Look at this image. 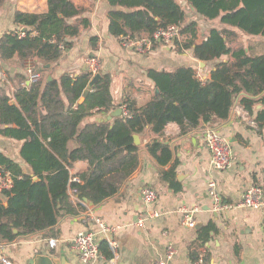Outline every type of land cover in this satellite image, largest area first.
<instances>
[{"label":"trees","instance_id":"obj_1","mask_svg":"<svg viewBox=\"0 0 264 264\" xmlns=\"http://www.w3.org/2000/svg\"><path fill=\"white\" fill-rule=\"evenodd\" d=\"M185 1L208 22L218 21L247 36L264 37V0ZM108 2L120 8L110 12L114 37L139 39L177 25L181 29V39L175 43L179 52L191 51L199 61L219 63L206 82L190 67L173 72L149 70L148 77L159 93L155 92L142 108L132 101L124 102L127 115L116 118L113 126L93 122L82 127L92 110L109 113L115 108L110 77L104 82L100 78L80 104L94 78L89 71L76 78L65 74L59 81L43 80L18 89L14 96L0 90V135L24 141L21 154L33 169V176L26 174L19 164L0 153V166L13 178L12 188L0 195V242L12 243L48 230L57 225L62 212L78 215L84 211L85 200L100 205L114 197L139 167L134 136L147 126L156 134L163 133L168 123L183 129L185 125L189 129L203 124L212 127L230 117L239 96L240 105L251 115L258 105H264V54L248 53L244 47L234 49L230 42L236 34L231 30L213 26L200 41L198 24L187 23L177 0ZM47 3L46 14L16 12L15 22L24 27L26 37L20 38L15 31L4 34L0 38L1 61L18 57L22 63L33 61L36 68L48 71V65L57 63L63 52L73 47L81 30L89 28L86 19L69 22L82 14L71 0ZM225 57L234 58V62L221 61ZM255 122L264 132V109L257 113ZM72 141L78 146L70 150ZM148 150L162 163L171 158L170 150L158 143L149 145ZM78 161L90 166L83 185L70 173ZM69 190L76 191V204ZM208 231L200 233L199 246L208 241ZM100 249L107 259L114 257L106 242L100 243Z\"/></svg>","mask_w":264,"mask_h":264},{"label":"crops","instance_id":"obj_2","mask_svg":"<svg viewBox=\"0 0 264 264\" xmlns=\"http://www.w3.org/2000/svg\"><path fill=\"white\" fill-rule=\"evenodd\" d=\"M71 1L82 14L69 22L86 19L90 23L89 28L81 30L73 40V47L65 50L57 63L48 65V71L41 66L36 69L43 71L45 78L42 76V81H59L65 74L76 78L88 71L86 61L89 58L100 59L102 67L99 74L103 82L110 77L115 108L109 113L92 110L91 117L85 119L82 127L93 122H108L113 126L116 118L126 116L123 103L127 100L134 102L137 108L146 106L156 92L147 74L149 70L173 72L181 67H190L198 77L208 81L219 63L199 61L191 51L179 52L176 44L167 46L157 42L148 55L126 49L120 43L121 38L110 33V12L120 8H113L108 0ZM177 2L184 11L190 9L194 12L185 0ZM48 11L47 0H0V38L6 33L24 30L15 22L16 12L42 15ZM215 27L236 34L232 39L238 42L232 46L234 49L244 47L248 53L264 54V37L247 36L239 29L221 23ZM206 34L201 33L200 41ZM228 60L234 62V58L228 57L221 61ZM27 64L18 57L6 62L0 59V68L8 77L7 83H0L1 92L14 96L18 89L24 88ZM240 99L241 96L237 98L230 117L224 122L214 123L212 127L203 124L189 129L185 125L183 129L177 123H168L163 133L156 134L151 126H147L141 134L134 136V142L136 136L139 139V145L135 143L139 147V167L114 197L100 205L85 201L84 211L78 215L62 212L57 225L48 230L19 237L12 243L0 242V257L7 258L12 264H32L40 256L61 259V264H82L72 242L86 231L102 234L93 222L87 220V216L92 215L115 229L110 233L117 243L116 250H113L110 239L102 241L109 245L114 257L107 259L101 253L96 264H154L165 258L169 245L177 252L169 264H192L202 252L207 264H264L263 213L244 207L217 213L213 211L208 191L209 182L214 181L224 203L237 206L247 189L264 183V132L255 122L264 105H258L251 115L240 105ZM64 100L68 104L66 97ZM84 100L82 98L78 104ZM13 103H16L15 98ZM74 108L77 109L78 105ZM117 109L123 110L122 115L108 119ZM209 128L216 129L232 145L235 161L225 171L211 167L205 141V132ZM153 143L170 150L169 161L162 163L149 153L148 146ZM24 144V141L0 135V153L33 176L32 167L21 154ZM77 146L78 143L72 141L69 149ZM161 154L159 151L158 156ZM70 173L75 182L83 185V177L90 173L89 163L76 162ZM146 187L153 188L158 194L156 203L148 209L142 200ZM69 195L76 204L78 200L72 190H69ZM187 211L194 215V228L182 224ZM153 212L158 217H152ZM205 230H209L208 241L199 246L200 233ZM51 239L59 241L54 249L49 246ZM0 264L3 263L0 261Z\"/></svg>","mask_w":264,"mask_h":264},{"label":"built area","instance_id":"obj_3","mask_svg":"<svg viewBox=\"0 0 264 264\" xmlns=\"http://www.w3.org/2000/svg\"><path fill=\"white\" fill-rule=\"evenodd\" d=\"M20 38L26 37L25 30L15 32ZM181 39V29L177 25H170L165 28L158 29L152 36H146L139 39H132L130 37H122L120 39L121 45L129 50H133L137 53L148 55L153 52V48L156 42H160L167 46L175 44ZM87 70L96 76L99 74L102 63L98 57H91L86 61ZM27 81L24 82L23 87H29L32 84L42 81L41 73L36 69V66L29 61L26 66ZM202 82L207 80L203 77H199ZM7 83L8 77L6 73L0 68V83ZM127 115V113H125ZM205 141L207 149L210 153L211 167L218 171H225L233 166L235 161L233 148L231 143L220 133L213 128L207 129L205 132ZM13 185V178L11 174L5 171L0 166V195L7 190H10ZM209 197L212 201V208L215 212L222 210L244 207L262 212L264 215V183L256 186H252L245 191L242 196V201L239 205H227L224 203L221 193L217 189V185L214 181L209 182L208 185ZM75 194L76 191L73 190ZM158 199L157 192L151 188L146 187L143 190L142 200L146 209L152 207ZM152 217H158V214L153 212ZM87 220L93 222L102 234H97L94 231H86L79 234L72 242L73 250L78 254L82 264H96L101 257L100 243L97 238L101 235L110 234L115 229L107 226L102 220L90 215L87 216ZM182 224L189 228L196 227L193 213L187 211L182 218ZM59 241L57 239H51L49 246L54 249L58 246ZM110 247L116 250L117 243L113 240L110 241ZM177 252L172 245L167 247L165 258L154 264H169L170 261L176 256ZM0 261L3 264H12L5 257H0ZM192 264H207L205 259V253L202 252L199 257Z\"/></svg>","mask_w":264,"mask_h":264},{"label":"water","instance_id":"obj_4","mask_svg":"<svg viewBox=\"0 0 264 264\" xmlns=\"http://www.w3.org/2000/svg\"><path fill=\"white\" fill-rule=\"evenodd\" d=\"M101 78V75L98 74L96 76H94L93 80L91 81L90 85H89V88L84 92V95H83V98H85L89 93H90V89H92L95 84L97 83V81ZM159 91L156 90V94H158ZM123 113V110L122 109H117L116 111H114L109 117L108 119H111L113 117H116V116H120L122 115ZM138 137L136 136L135 137V143L136 145H139V142H138ZM87 203H88V200H85ZM92 205V203L90 204ZM15 233H17V230L14 231ZM107 239H110L112 240L113 239V235L110 233V234H106V235H101L97 238V240L99 242H102L104 240H107ZM32 264H61V259H53L51 257H46V256H40L36 259V261Z\"/></svg>","mask_w":264,"mask_h":264},{"label":"rangeland","instance_id":"obj_5","mask_svg":"<svg viewBox=\"0 0 264 264\" xmlns=\"http://www.w3.org/2000/svg\"><path fill=\"white\" fill-rule=\"evenodd\" d=\"M186 17H187V23L196 22L198 24V28L200 30V33H207V31L213 27L218 25L219 22H208L203 18H200L198 15H196L194 12H192L190 9L185 10ZM238 42L235 40H231L230 44L231 46H235ZM41 75L43 76V79L45 78V75L43 74V71L41 70Z\"/></svg>","mask_w":264,"mask_h":264}]
</instances>
